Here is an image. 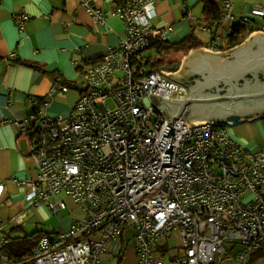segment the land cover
Listing matches in <instances>:
<instances>
[{
	"label": "built area",
	"instance_id": "built-area-1",
	"mask_svg": "<svg viewBox=\"0 0 264 264\" xmlns=\"http://www.w3.org/2000/svg\"><path fill=\"white\" fill-rule=\"evenodd\" d=\"M81 1L95 20L105 19L96 0ZM223 7L229 31L243 21L264 32V8L238 19L234 0H223ZM108 13L124 20L126 34L72 82L81 92L69 115L37 108L16 122L37 164L27 199L41 204L65 195L85 212L69 231L44 236L17 264H99L108 243L124 236L134 240L138 264H163L154 244L173 231L181 235V263L264 264V147L247 149L224 125L190 127L184 116L170 123L150 95L184 99L188 89L146 64L144 54L173 27L152 23L156 0H126ZM29 17L18 16V24L23 28ZM70 89L58 81L49 94ZM168 124L175 134L161 150ZM170 143L173 163H164ZM50 206L60 212L66 203ZM9 242L0 240V264H15L4 253Z\"/></svg>",
	"mask_w": 264,
	"mask_h": 264
},
{
	"label": "crops",
	"instance_id": "crops-1",
	"mask_svg": "<svg viewBox=\"0 0 264 264\" xmlns=\"http://www.w3.org/2000/svg\"><path fill=\"white\" fill-rule=\"evenodd\" d=\"M214 1L225 14L223 0ZM125 2L96 0L95 6L105 16L97 21L81 0H0V240L22 238L36 231L51 235L67 232L73 222L84 218L85 212L69 196L50 200L65 201L66 208L60 212H55L50 202L36 204L27 199L29 184L37 180L38 171L30 153V138L22 135L16 122L25 120L37 108L51 116L69 115L80 89L71 86L67 92L50 95L52 86L58 81L77 80L119 45L126 25L121 17L108 12ZM256 7L264 8V0H234L233 13L239 19ZM204 9L200 0H156L157 15L152 23L173 27L166 38L171 43L193 33L204 45L200 48L222 52L231 23L224 19L217 30L211 28ZM23 14L30 17L22 28L17 17ZM148 51H152L149 58L157 56L156 50ZM46 100L51 101L47 108ZM226 130L247 149L264 147V117L228 125ZM133 233L127 231L129 236ZM153 255L163 264H185L178 261L185 255L180 233L173 231L160 237ZM138 260L134 240L124 236L108 243L99 264H138Z\"/></svg>",
	"mask_w": 264,
	"mask_h": 264
},
{
	"label": "water",
	"instance_id": "water-1",
	"mask_svg": "<svg viewBox=\"0 0 264 264\" xmlns=\"http://www.w3.org/2000/svg\"><path fill=\"white\" fill-rule=\"evenodd\" d=\"M162 68L163 74L189 89L184 99L150 95L154 104L171 119L170 123L184 116L190 127L205 123L226 126L264 117L263 31L253 32L242 45L225 52L205 47L191 50L175 73L162 71ZM193 75L198 79L194 85L190 80ZM175 129L168 124L158 144L161 150L169 136L175 134ZM175 147L176 144H169L164 163H173Z\"/></svg>",
	"mask_w": 264,
	"mask_h": 264
},
{
	"label": "trees",
	"instance_id": "trees-1",
	"mask_svg": "<svg viewBox=\"0 0 264 264\" xmlns=\"http://www.w3.org/2000/svg\"><path fill=\"white\" fill-rule=\"evenodd\" d=\"M205 6L204 12L207 21L210 23L211 28L216 30L221 26L224 21L225 14L219 8L214 0H200ZM257 30V26L251 22H236L233 24L231 31L227 33L226 45L222 48L230 50L237 46L242 45L250 35ZM204 46L198 37L191 33L178 43H171L169 41L161 40L159 38L152 39L150 42L149 50H156L157 56L148 58L146 64L152 68L164 67L168 62V57L172 55H179L181 58L186 56L191 50ZM34 66V64H31ZM36 68L39 66L35 64ZM64 83L75 87L70 81H63ZM51 235L36 231L22 238L11 239L10 242L4 247V253L8 256L10 263H20L23 258L32 255L33 249L38 245L40 240L46 236Z\"/></svg>",
	"mask_w": 264,
	"mask_h": 264
},
{
	"label": "rangeland",
	"instance_id": "rangeland-1",
	"mask_svg": "<svg viewBox=\"0 0 264 264\" xmlns=\"http://www.w3.org/2000/svg\"><path fill=\"white\" fill-rule=\"evenodd\" d=\"M225 51H227V50H224L222 52H225ZM146 56H147L146 60L149 58L148 56H151L152 57V51H147ZM183 58H181L180 54L179 55H172V56L168 57V61H170L169 63H172L174 61L175 62H178V63L175 66H173V67H170V68L165 67V68L167 70H170V71H173V72H177L178 70H180V68L182 66V59ZM169 63L167 62L165 64V66H168ZM185 87H187V86H185ZM187 89H188V87H187ZM188 91H189V89H188ZM226 127H228V125H226ZM227 246H229V245H227ZM256 258H258V254H255L254 259H256Z\"/></svg>",
	"mask_w": 264,
	"mask_h": 264
},
{
	"label": "flooded vegetation",
	"instance_id": "flooded-vegetation-1",
	"mask_svg": "<svg viewBox=\"0 0 264 264\" xmlns=\"http://www.w3.org/2000/svg\"><path fill=\"white\" fill-rule=\"evenodd\" d=\"M196 75L191 76L192 85L196 84L198 82V79L195 78Z\"/></svg>",
	"mask_w": 264,
	"mask_h": 264
}]
</instances>
